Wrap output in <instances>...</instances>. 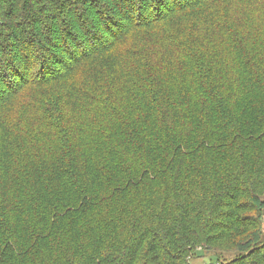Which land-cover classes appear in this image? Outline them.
<instances>
[{"label":"trees","instance_id":"obj_1","mask_svg":"<svg viewBox=\"0 0 264 264\" xmlns=\"http://www.w3.org/2000/svg\"><path fill=\"white\" fill-rule=\"evenodd\" d=\"M208 1L0 0V106L66 77L131 32L166 31ZM238 40L242 55L220 69L195 60L199 85L169 89L150 70L155 126L144 127V112L137 125L122 118L123 139L107 159L79 157L77 168L67 132L56 171L34 170L25 128L9 130L20 133L9 151L21 165L9 161V181L0 176V264H190L205 252L216 258L211 264H264V50ZM35 121L52 127L47 117ZM191 162L197 173L187 188ZM240 228L235 254L220 262Z\"/></svg>","mask_w":264,"mask_h":264},{"label":"rangeland","instance_id":"obj_2","mask_svg":"<svg viewBox=\"0 0 264 264\" xmlns=\"http://www.w3.org/2000/svg\"><path fill=\"white\" fill-rule=\"evenodd\" d=\"M195 12L181 14L168 24L166 31L131 32L116 42L110 52L94 55L68 72L66 77L53 80L42 89L29 87L10 102H3L0 106V176L4 181H9V161L21 165L17 153L9 151V142L18 140L20 133L9 130H19V126L25 128L27 137L22 146L26 154L32 153L35 158L30 160L34 165L29 167L34 170L46 165L51 172L56 171L54 156L58 158V154L59 157L64 154L60 151V140L67 132L73 140L77 161L79 157L94 158L93 161L107 159L117 141L123 139L122 118L137 125L144 112L148 116L144 127L152 129L155 126L156 116L150 107L145 82L150 70H154L169 89L180 90L187 83L199 85L195 60L204 67L208 63L213 64L214 69H220L225 59L235 54L241 56L239 36L244 37L248 46L260 44L264 50V0H212L204 2ZM190 17L195 21L192 26H187ZM242 17L248 19L246 24ZM250 17L255 23L249 20ZM168 34L172 37H167ZM242 44L246 46L245 42ZM189 45L196 51H188ZM199 52L202 58L198 56ZM37 117H47L52 127L44 129L43 123L35 121ZM96 124L99 125L97 128ZM165 152L163 149L159 154ZM113 155L115 157L116 152ZM81 166L78 161L77 168ZM196 173L191 162L187 188H194ZM60 191L70 193V186ZM242 231L245 229L240 228L231 239L227 238L226 251L219 256L220 262L235 254L233 237ZM114 238H117L116 234ZM80 244L86 247V252H92L91 242L84 235L80 237ZM111 245L115 242L110 237L108 246L111 248ZM63 253L56 250L60 261L64 260ZM209 253L205 252L206 255ZM206 255L188 261L190 264L215 263V257Z\"/></svg>","mask_w":264,"mask_h":264}]
</instances>
